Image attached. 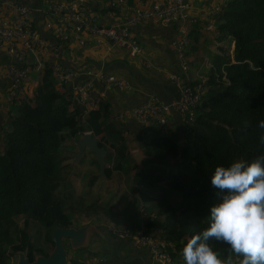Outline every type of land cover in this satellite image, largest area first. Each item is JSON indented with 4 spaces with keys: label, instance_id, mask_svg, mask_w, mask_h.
I'll return each instance as SVG.
<instances>
[{
    "label": "trees",
    "instance_id": "trees-1",
    "mask_svg": "<svg viewBox=\"0 0 264 264\" xmlns=\"http://www.w3.org/2000/svg\"><path fill=\"white\" fill-rule=\"evenodd\" d=\"M218 19L222 39L234 42L233 56L227 47L216 59L187 144L181 146L155 128L154 139L144 146L152 158L138 175L144 182L166 180L168 189L179 196L158 214L164 219L146 218V223L154 221L149 228L166 229L165 236L175 244L170 254L176 264L181 263L186 241L210 226L211 206L219 201L218 190L211 185L215 167L264 155L260 142L264 128L259 127L264 120V0H228ZM55 84L48 67L35 97L14 106L10 130L0 136V264H15L19 251L28 250L32 261L52 252L54 247L47 251L37 242L32 221L47 229L44 239L54 246V229L78 227L84 216L94 215L92 219L101 223V213L114 212L113 205L88 203L82 194L69 190L61 148L67 139L91 130L108 150L106 160L124 169L128 148L123 131L110 120L107 102L102 101L85 121L79 120L81 111L72 109L71 93ZM208 243L221 259L231 257L240 264L242 257L227 244ZM89 257L103 254L90 251ZM86 261L78 257L70 264Z\"/></svg>",
    "mask_w": 264,
    "mask_h": 264
},
{
    "label": "crops",
    "instance_id": "crops-1",
    "mask_svg": "<svg viewBox=\"0 0 264 264\" xmlns=\"http://www.w3.org/2000/svg\"><path fill=\"white\" fill-rule=\"evenodd\" d=\"M18 1L30 4L36 28L50 46L59 48L60 62L64 66L77 69L92 68L95 72L116 74L132 87L129 91L108 90L103 99V102L109 104L110 120L120 126L125 137L128 154L123 160L126 165L124 169H116L114 161L106 160V176H103L96 155L88 149L81 160L75 162L76 143L84 133L67 139L61 148V154L65 158L63 161L64 177L69 190L74 189L75 195L82 194L87 202L93 199L94 191L107 192L108 195L113 194L115 199L116 196L118 198L117 204H108L115 206L113 214L101 213V223L92 219L95 218L94 215L78 219L80 223L78 227L94 224L101 230V234L95 232L90 245L86 248L87 255L84 256L87 258L86 262L91 263L92 260L97 259L95 264H162L152 257L148 249L135 244L130 237L118 236L110 230L111 225H119L132 232H137L143 226L152 227L153 219H149L148 225L146 218L151 216L164 219L165 215L158 214L166 203L179 200L178 194L168 189L166 180L157 181L149 178L147 182H144L138 176L148 167L146 160L152 158L147 155L144 146L154 139V130L157 127H148L133 117H127L123 122L116 120L115 117L141 107L151 97H156L161 104L168 107L165 113L170 128L167 132H161L173 136L181 146L187 144L190 126L185 123L181 113L174 107V104L181 99V91L173 76L179 75L181 70L171 42L179 35L180 28L186 27L190 37L188 54L191 66L189 74L184 76V79L192 81L205 75L209 81L216 59L227 47L230 48V54L233 56L234 42L230 39H222L218 19L219 13L228 0H190L188 22L164 24L144 21L134 25L132 32L144 48L143 53L137 57L130 56L123 48L113 46L107 39L97 38L90 34H86L85 45H80L77 41L61 42L53 32L45 27L47 22L55 19L45 12V7L50 2L70 0ZM89 1L92 9L105 25L119 24L126 16L127 10L123 6L112 5L113 0ZM133 1L128 0V3ZM155 1L164 0H148V2ZM28 60L31 70L26 81L27 99H32L43 82L47 68L52 69L55 57L52 50L48 49L41 52H30ZM16 65L18 63L7 50L0 48V136H4L10 130V117L13 115L14 106L17 105H8L5 100L6 92L12 84L7 71L10 66ZM94 81L99 88L101 82L97 78H94ZM55 86L58 90L69 91L72 95L69 86L66 88H61L58 84ZM73 102L72 109L77 107L80 109L74 100ZM97 140L99 141V138ZM136 150L147 155L143 159L141 169L132 154ZM142 201L146 205L145 215L140 209ZM90 251L101 253L103 257L90 258ZM180 264H184L182 259Z\"/></svg>",
    "mask_w": 264,
    "mask_h": 264
},
{
    "label": "built area",
    "instance_id": "built-area-1",
    "mask_svg": "<svg viewBox=\"0 0 264 264\" xmlns=\"http://www.w3.org/2000/svg\"><path fill=\"white\" fill-rule=\"evenodd\" d=\"M112 5L123 6L126 16L116 25L103 24L90 6L89 0L54 1L47 4L45 12L55 17L46 23L45 27L53 32L61 42L77 41L86 44V34L97 38H104L113 46L123 48L132 57L141 55L144 51L139 39L132 32V27L144 21L171 24L174 22H188L190 0H164L148 2V0H113ZM181 73L173 76L180 86L181 99L174 107L181 113L187 125H192L197 118V109L208 88V77L201 75L196 80L184 79L190 72V56L188 48L190 37L186 27L180 28L179 35L172 40ZM0 48L7 50L18 65L10 66L7 74L11 78V87L6 92L5 100L8 105H14L27 98L26 81L31 70L28 54L52 50L55 62L52 65L54 81L61 88L70 87L72 98L80 108L79 120L85 121L87 116L97 110L108 90L117 89L129 91L131 85L116 74L95 72L92 68L77 69L64 66L60 62L58 47L50 46L42 37L34 24L30 4L18 0L0 1ZM94 78L101 82L98 88ZM168 107L160 103L156 97L143 106L126 111L115 117L123 122L127 117L136 118L148 127L155 126L162 132L170 128L165 111ZM84 133H93L87 130ZM140 209L146 212L145 202H140ZM113 234L130 237L135 244L148 249L152 257L162 264H176L170 254L175 244L165 236L163 226L147 228L143 226L137 232L111 225Z\"/></svg>",
    "mask_w": 264,
    "mask_h": 264
},
{
    "label": "clouds",
    "instance_id": "clouds-1",
    "mask_svg": "<svg viewBox=\"0 0 264 264\" xmlns=\"http://www.w3.org/2000/svg\"><path fill=\"white\" fill-rule=\"evenodd\" d=\"M264 128V120L259 122ZM264 144V136L260 137ZM211 185L219 201L211 206L210 226L193 234L182 248L184 264H233L208 243L227 244L240 264H264V155L217 165Z\"/></svg>",
    "mask_w": 264,
    "mask_h": 264
},
{
    "label": "water",
    "instance_id": "water-1",
    "mask_svg": "<svg viewBox=\"0 0 264 264\" xmlns=\"http://www.w3.org/2000/svg\"><path fill=\"white\" fill-rule=\"evenodd\" d=\"M76 146L77 152L74 153V161L79 162L88 149L96 155L101 174L106 176L108 150L100 145L95 135L93 133H84L78 139ZM132 154L141 169L143 167V159L147 155L140 150H136ZM95 232L101 234V230L94 224L70 228L58 227L52 232L51 239L54 243V248L49 255H39L32 261L28 250L19 251L17 264H70L66 241L69 242L73 249L87 248Z\"/></svg>",
    "mask_w": 264,
    "mask_h": 264
},
{
    "label": "rangeland",
    "instance_id": "rangeland-1",
    "mask_svg": "<svg viewBox=\"0 0 264 264\" xmlns=\"http://www.w3.org/2000/svg\"><path fill=\"white\" fill-rule=\"evenodd\" d=\"M62 153V151H61ZM62 155V154H61ZM74 190V189H73ZM72 190V191H73ZM71 191V189H70ZM109 195H112V196H109ZM106 192H98V191H94V197L92 200H88V203L90 202H93L94 200L100 202V203H103V204H117L118 202V198L116 196V199L115 197L113 196V194H109ZM120 197V196H119ZM123 201H124V198H123ZM87 202V201H86ZM134 207V206H132ZM23 223V220H21V224ZM31 230L37 240V242L39 244H43V246H45L46 250L47 251H51V249L54 247L51 243H47L46 242V239H44V237L46 236V228L41 226L40 224H38L37 222L35 221H32L31 223ZM66 248L68 249V257H69V260H74L78 257L80 258H83L84 256H86V248H82V249H73L70 245H69V242L66 241ZM182 254V253H181ZM17 256L15 257L14 259V263L17 264ZM180 258L183 260L182 256H180ZM97 261V259L95 260H92L91 263H88V264H95ZM233 261V264H236L239 260L238 259H234L232 260Z\"/></svg>",
    "mask_w": 264,
    "mask_h": 264
}]
</instances>
